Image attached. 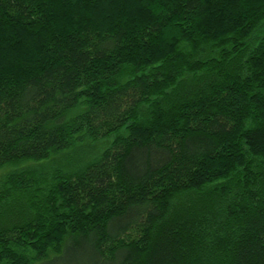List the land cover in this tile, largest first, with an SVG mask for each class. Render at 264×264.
<instances>
[{"label": "trees", "instance_id": "trees-1", "mask_svg": "<svg viewBox=\"0 0 264 264\" xmlns=\"http://www.w3.org/2000/svg\"><path fill=\"white\" fill-rule=\"evenodd\" d=\"M3 167L0 264H264V0H0Z\"/></svg>", "mask_w": 264, "mask_h": 264}, {"label": "rangeland", "instance_id": "rangeland-1", "mask_svg": "<svg viewBox=\"0 0 264 264\" xmlns=\"http://www.w3.org/2000/svg\"><path fill=\"white\" fill-rule=\"evenodd\" d=\"M99 143H95V146H93L89 141H84L83 143H77L72 149H69L63 153L60 154L59 158L55 160H49L47 163H45V166H47L48 170L53 169V166H62L65 160H79L77 163H73V165L70 168H78V165L83 162L84 160H91L94 158L96 153L98 152V146ZM105 143H100V146H103ZM71 152V153H70ZM32 163V162H30ZM26 166V165H25ZM10 169L9 167H3V169H0V176L4 173H9ZM51 259V258H50ZM39 264V263H36Z\"/></svg>", "mask_w": 264, "mask_h": 264}]
</instances>
